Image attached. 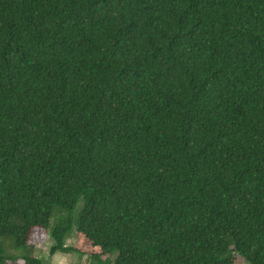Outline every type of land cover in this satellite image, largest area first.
<instances>
[{
	"label": "trees",
	"instance_id": "1",
	"mask_svg": "<svg viewBox=\"0 0 264 264\" xmlns=\"http://www.w3.org/2000/svg\"><path fill=\"white\" fill-rule=\"evenodd\" d=\"M45 233L264 264V0H0V264Z\"/></svg>",
	"mask_w": 264,
	"mask_h": 264
},
{
	"label": "rangeland",
	"instance_id": "2",
	"mask_svg": "<svg viewBox=\"0 0 264 264\" xmlns=\"http://www.w3.org/2000/svg\"><path fill=\"white\" fill-rule=\"evenodd\" d=\"M5 243L4 240H2ZM75 242V229L71 231V234L66 239V245H73ZM53 244L52 239L45 233L43 239L36 242L29 252L38 257L42 264H90L89 259L86 256H79L74 252L62 253L55 252L52 255L49 253V247ZM9 254H19L22 253L20 250H14L10 246L7 247ZM238 257V256H237ZM238 264H246L242 261L240 257L237 258ZM18 261H21L19 259Z\"/></svg>",
	"mask_w": 264,
	"mask_h": 264
}]
</instances>
